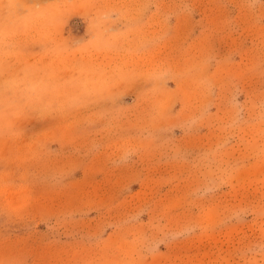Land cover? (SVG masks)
<instances>
[{
  "label": "rangeland",
  "instance_id": "obj_1",
  "mask_svg": "<svg viewBox=\"0 0 264 264\" xmlns=\"http://www.w3.org/2000/svg\"><path fill=\"white\" fill-rule=\"evenodd\" d=\"M0 264H264V0H0Z\"/></svg>",
  "mask_w": 264,
  "mask_h": 264
}]
</instances>
